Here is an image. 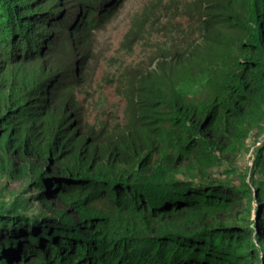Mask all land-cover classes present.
<instances>
[{"label":"trees","instance_id":"obj_1","mask_svg":"<svg viewBox=\"0 0 264 264\" xmlns=\"http://www.w3.org/2000/svg\"><path fill=\"white\" fill-rule=\"evenodd\" d=\"M94 2L0 0V264H264V0H193L201 43L125 64L123 106L94 99L91 123L69 87L111 12Z\"/></svg>","mask_w":264,"mask_h":264},{"label":"rangeland","instance_id":"obj_2","mask_svg":"<svg viewBox=\"0 0 264 264\" xmlns=\"http://www.w3.org/2000/svg\"><path fill=\"white\" fill-rule=\"evenodd\" d=\"M110 1L112 0L107 2ZM38 2L57 7L61 12L56 18H63L66 8L64 0ZM113 10L93 32L94 55L86 67L84 82L80 86L69 87L71 95L76 93L78 96L76 103L81 108L86 122L108 120L106 116L95 117L97 107L94 99L105 98L108 102L115 100L120 107L123 106L124 92L120 81L123 77L121 70L125 64L140 66L141 70L147 69L151 62H157V58L170 56L171 51L183 52L201 43L193 0H119ZM40 33L43 38V49L39 55L43 56L46 49L44 41L53 37L54 29L48 31L43 28ZM61 52L65 54L63 48ZM100 66H103L102 70L99 69ZM172 67L180 69L178 66ZM132 84L138 87L134 82ZM250 158L249 152H243L238 165L245 166L251 161ZM231 168L225 166L218 169H224L220 178L225 182L228 178L230 184L237 182L234 176L238 172L237 167H233V172L229 170ZM15 187L21 189V186ZM32 195L31 192L24 195L25 201L22 204L20 200L21 207L15 210V221L12 224L10 222L5 224L10 230V239L6 242L8 247L12 243L16 244L12 238H18L20 233L30 234L31 224L38 221L41 213L40 201L37 200V196L34 198ZM7 198L8 196L5 200ZM18 222L22 224L21 229H18ZM14 257L17 256L11 255L10 260Z\"/></svg>","mask_w":264,"mask_h":264},{"label":"clouds","instance_id":"obj_3","mask_svg":"<svg viewBox=\"0 0 264 264\" xmlns=\"http://www.w3.org/2000/svg\"><path fill=\"white\" fill-rule=\"evenodd\" d=\"M119 0H112V1H110V2H107V0H99V5L101 4V5H106V4H109V6H112L111 7V12L112 11H114L113 10V7L115 6V4L118 2ZM85 2H86V4H89V5H95V2H94V0H85ZM92 9V8H91ZM86 10H87V13H88V10H90V8L89 7H86ZM105 10H107V8H105ZM110 12V13H111ZM87 13H86V15H87ZM109 13V14H110ZM52 14L55 16V17H58V15L56 16L55 14H54V12H52ZM94 16V15H93Z\"/></svg>","mask_w":264,"mask_h":264}]
</instances>
